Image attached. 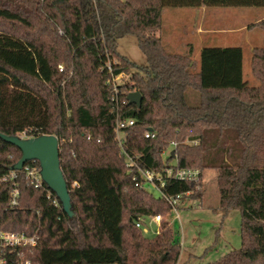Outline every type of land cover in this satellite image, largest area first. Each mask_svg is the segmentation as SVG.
Wrapping results in <instances>:
<instances>
[{"label": "trees", "instance_id": "obj_1", "mask_svg": "<svg viewBox=\"0 0 264 264\" xmlns=\"http://www.w3.org/2000/svg\"><path fill=\"white\" fill-rule=\"evenodd\" d=\"M201 5L264 7V0H0V133L57 137L74 212L69 219L52 203L53 192L47 197L45 183L33 187L22 171L0 181V230L39 236L27 257L181 264L178 233L168 221L152 238L135 226L144 214L171 211L135 185L137 167L173 165L215 170L220 206L240 214L239 247L205 264H264V47L250 54L256 86L242 79L240 46L204 45L197 61L173 51L160 34L163 7ZM249 26L264 29V17ZM128 34L142 65L118 50ZM119 75L127 79L114 84ZM131 91L141 94L139 106L126 100ZM121 120L133 123L117 138ZM20 156L0 138V175ZM33 164L39 165L23 166ZM12 184L19 199L11 208ZM197 184L167 179L160 190L196 199Z\"/></svg>", "mask_w": 264, "mask_h": 264}, {"label": "rangeland", "instance_id": "obj_2", "mask_svg": "<svg viewBox=\"0 0 264 264\" xmlns=\"http://www.w3.org/2000/svg\"><path fill=\"white\" fill-rule=\"evenodd\" d=\"M197 7H171L162 9L163 35L175 52L184 53V44L188 41L198 42L202 37L212 40V46H240L243 51L242 79L250 86L258 85V81L250 72V54L254 46L264 47V29L250 27L253 21L264 16V7L254 6H213V9L202 15L197 14ZM233 15V16H232ZM252 22V23H251ZM247 25V28L244 26ZM201 29L202 34H195ZM233 42V43H232ZM236 42V43H234ZM118 50L137 64H144L145 57L137 47L134 35H125L118 40ZM119 75L114 84L126 80ZM113 90L116 89L113 85ZM20 136L25 137V134ZM119 137L122 134L118 133ZM216 172L203 169L196 191L200 196L196 199L185 198L178 201L175 210L160 213L161 221L166 220L178 233L181 246L179 261L181 264H205L216 260L228 251L240 245V214L237 209L225 212L219 204L216 185ZM154 197L159 191L148 190ZM157 212L141 216L144 223L143 233L152 238L158 226L153 220Z\"/></svg>", "mask_w": 264, "mask_h": 264}, {"label": "built area", "instance_id": "obj_3", "mask_svg": "<svg viewBox=\"0 0 264 264\" xmlns=\"http://www.w3.org/2000/svg\"><path fill=\"white\" fill-rule=\"evenodd\" d=\"M58 67L61 69L60 65ZM132 123V120L116 121L117 138H120L118 136L119 129L127 124L131 125ZM144 136L152 138L154 137V133L152 131H147L145 132ZM193 143H195V141H193ZM172 145H174V143H172ZM128 161L129 166L135 165L130 158ZM16 171H22L33 187L37 188L42 186L43 181L41 180L39 174V165L36 166L34 164L22 166L21 169L18 170H10L9 174L0 175V181L11 179L15 175ZM136 171L137 176H134L136 180L135 185L145 191H148L150 188L157 189L159 191V197L163 198L171 206V210L176 209V204L181 200L182 195L175 194L173 196H169L164 194L160 190V187L164 185V182L167 179L198 182L201 175V171L197 168H181L175 167L173 165L164 166L160 171L156 172L142 170L138 167ZM196 187L198 188V184ZM50 192L52 191L48 189L47 197H49ZM189 194V191L185 192V195ZM18 199L19 189L15 184H12L9 191V207L12 208L17 206ZM52 203L54 205H60L56 197L52 199ZM161 218L162 217L160 214H154L153 219L151 220L159 225ZM135 226L143 229L144 223L141 217L135 221ZM158 230L159 226L156 230V233ZM38 238L39 236L36 230L30 234H26L24 232L0 230V264H53L45 259L43 261H34L30 257L26 256V253L30 252L37 245Z\"/></svg>", "mask_w": 264, "mask_h": 264}, {"label": "water", "instance_id": "obj_4", "mask_svg": "<svg viewBox=\"0 0 264 264\" xmlns=\"http://www.w3.org/2000/svg\"><path fill=\"white\" fill-rule=\"evenodd\" d=\"M128 103L140 105L142 96L138 91L127 94ZM0 138L20 150V158L10 166V170L21 169L29 160H36L39 164L41 180L57 198L62 211L69 219L74 216L71 208L69 191L60 168L58 139L53 134H39L36 136L22 137L19 135H5L0 133ZM174 151L170 150L173 155Z\"/></svg>", "mask_w": 264, "mask_h": 264}, {"label": "crops", "instance_id": "obj_5", "mask_svg": "<svg viewBox=\"0 0 264 264\" xmlns=\"http://www.w3.org/2000/svg\"><path fill=\"white\" fill-rule=\"evenodd\" d=\"M196 12H197V14L199 13H202V15L203 14H205V13H208V12H212V10L213 9H208V7L207 6H204V5H201V6H198L197 8H196ZM233 16V15H232ZM262 17H264V16H262ZM262 17H260V18H262ZM161 18H162V20H163V17H162V12H161ZM259 18V19H260ZM255 21H257V20H255ZM255 21H253V22H255ZM252 23V22H251ZM244 28H247V25H245L244 26ZM196 33L195 34H199V35H201L202 34V31H201V29H196V31H195ZM163 33V30L161 29V31H160V34H161V36H162V39H163V42L166 44V45H168L169 46V43H168V41H166V36L165 35H163L162 34ZM213 43V41L212 40H210V39H208L207 37H202L201 39H199L198 40V42H192V41H188V42H186L185 44H184V48H185V50H184V52L185 53H190V55H191V57L194 59V60H198V55H199V51H200V49L202 48V46H204V45H211ZM233 43V42H232ZM234 43H236V42H234ZM238 44H236V45H234V44H232V45H229V46H237ZM170 47V46H169Z\"/></svg>", "mask_w": 264, "mask_h": 264}]
</instances>
